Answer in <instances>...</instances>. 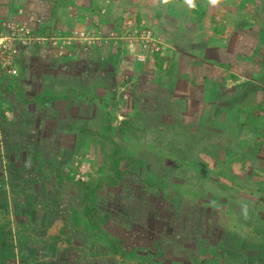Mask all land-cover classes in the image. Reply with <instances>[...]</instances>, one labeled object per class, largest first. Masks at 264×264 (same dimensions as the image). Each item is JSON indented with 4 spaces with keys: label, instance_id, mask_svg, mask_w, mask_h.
I'll return each mask as SVG.
<instances>
[{
    "label": "rangeland",
    "instance_id": "1",
    "mask_svg": "<svg viewBox=\"0 0 264 264\" xmlns=\"http://www.w3.org/2000/svg\"><path fill=\"white\" fill-rule=\"evenodd\" d=\"M150 2L0 30V264H264V0Z\"/></svg>",
    "mask_w": 264,
    "mask_h": 264
},
{
    "label": "crops",
    "instance_id": "2",
    "mask_svg": "<svg viewBox=\"0 0 264 264\" xmlns=\"http://www.w3.org/2000/svg\"><path fill=\"white\" fill-rule=\"evenodd\" d=\"M151 0H0V5L2 7V13L5 15L2 19H12L18 22H26L37 25V21H41L39 30L42 32L52 31H65V30H76L77 27L80 30H85V21L91 15L94 18L98 16L101 17V6L108 5V10L110 6L115 8V11L119 12L123 9L129 11H135L134 14L145 13L152 6ZM160 0H153V4H157ZM201 3H205L210 6L205 16L208 21L214 19H224L230 16L228 14L229 9L232 7L238 8L237 6L243 5V0H219L218 3L212 4L210 0H198ZM175 5H180L183 3L182 0H175ZM198 3V2H197ZM196 6H198V4ZM251 2H246L249 5ZM149 6L147 7V5ZM100 7V9L98 8ZM212 7V9H211ZM228 10V11H227ZM95 11V12H94ZM227 11V12H226ZM135 16V15H134ZM201 16V15H200ZM129 21L134 22L135 17H131ZM135 18V19H134ZM76 22L72 25H67V23ZM29 24V26H30ZM80 25V26H79ZM31 27V26H30ZM32 29V27H31ZM33 31V29H32ZM86 31V30H85ZM240 34H246V31L240 28ZM46 34H41V37H45ZM54 44L57 43L56 36H52Z\"/></svg>",
    "mask_w": 264,
    "mask_h": 264
},
{
    "label": "built area",
    "instance_id": "3",
    "mask_svg": "<svg viewBox=\"0 0 264 264\" xmlns=\"http://www.w3.org/2000/svg\"><path fill=\"white\" fill-rule=\"evenodd\" d=\"M129 23L133 24L132 21L131 22L129 21ZM0 30H2L1 31L2 34L12 33L13 35L18 36L23 40L32 41L35 39L31 27L26 22H17L11 19H2L0 20ZM74 33L80 39H87V33L85 30H76L74 31ZM116 36L118 35L116 34ZM132 37L137 38L140 41L142 49L136 54V58L141 62H146L148 60L149 53L161 49V45L156 39L153 30L147 26L144 25L138 26V28H136V30L133 31ZM12 72L17 73V69L13 68Z\"/></svg>",
    "mask_w": 264,
    "mask_h": 264
},
{
    "label": "trees",
    "instance_id": "4",
    "mask_svg": "<svg viewBox=\"0 0 264 264\" xmlns=\"http://www.w3.org/2000/svg\"><path fill=\"white\" fill-rule=\"evenodd\" d=\"M40 99H42V96H39ZM52 100H49V103H51ZM99 135V134H96ZM108 138V140H110L113 144L111 153H112V157L115 159L116 161V165H117V170H116V177H115V181H117L118 179H120L124 172L119 169V162H120V153H121V146L118 143V141L112 136V135H107L105 136ZM101 187V185H97L94 188L91 189L90 193L88 194L87 197V204H86V208L84 210L85 215L89 218L90 222L96 224V219H95V209L91 206V204H89V201L92 197V195L94 194V192L99 189Z\"/></svg>",
    "mask_w": 264,
    "mask_h": 264
},
{
    "label": "clouds",
    "instance_id": "5",
    "mask_svg": "<svg viewBox=\"0 0 264 264\" xmlns=\"http://www.w3.org/2000/svg\"><path fill=\"white\" fill-rule=\"evenodd\" d=\"M164 2L167 3L168 0H164ZM186 2H187L190 6L193 5V0H186ZM210 2H211L212 4H216V3L219 2V0H210Z\"/></svg>",
    "mask_w": 264,
    "mask_h": 264
}]
</instances>
